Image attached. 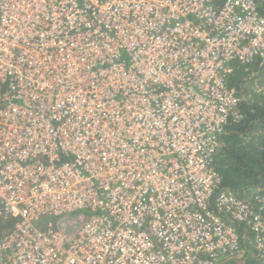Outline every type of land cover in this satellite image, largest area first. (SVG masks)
<instances>
[{
  "label": "built area",
  "instance_id": "built-area-1",
  "mask_svg": "<svg viewBox=\"0 0 264 264\" xmlns=\"http://www.w3.org/2000/svg\"><path fill=\"white\" fill-rule=\"evenodd\" d=\"M260 6L0 0V264H264V186L215 169Z\"/></svg>",
  "mask_w": 264,
  "mask_h": 264
},
{
  "label": "trees",
  "instance_id": "trees-1",
  "mask_svg": "<svg viewBox=\"0 0 264 264\" xmlns=\"http://www.w3.org/2000/svg\"><path fill=\"white\" fill-rule=\"evenodd\" d=\"M260 12L264 14L262 6ZM263 68L261 60L235 65L229 83L243 94L239 102L241 117L226 125L221 135L222 147L215 159L222 186L242 196L264 186V91L248 92L243 85L246 76L254 79Z\"/></svg>",
  "mask_w": 264,
  "mask_h": 264
},
{
  "label": "rangeland",
  "instance_id": "rangeland-1",
  "mask_svg": "<svg viewBox=\"0 0 264 264\" xmlns=\"http://www.w3.org/2000/svg\"><path fill=\"white\" fill-rule=\"evenodd\" d=\"M246 76L245 77V82H243V85L245 87V89L249 92H251L252 90H254L257 93H262V91L260 90L261 87L264 85V68L261 71V73H259V75L257 77H255L254 79L252 77ZM254 87V88H253ZM262 95H264L262 93Z\"/></svg>",
  "mask_w": 264,
  "mask_h": 264
}]
</instances>
